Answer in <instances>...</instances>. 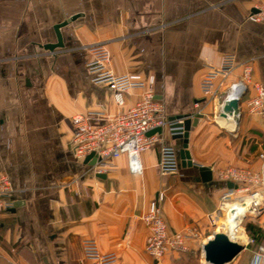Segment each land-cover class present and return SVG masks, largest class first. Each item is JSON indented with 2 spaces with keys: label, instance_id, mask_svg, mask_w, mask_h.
I'll return each mask as SVG.
<instances>
[{
  "label": "crops",
  "instance_id": "0c3cea01",
  "mask_svg": "<svg viewBox=\"0 0 264 264\" xmlns=\"http://www.w3.org/2000/svg\"><path fill=\"white\" fill-rule=\"evenodd\" d=\"M262 1L0 0V172L9 177L16 203L0 218V264H89L85 239L101 254L115 253L111 264H188L203 239L224 232L225 212L209 235V215L226 189L220 172H257L264 153V118L247 108L253 84H264V22L247 18ZM64 22L63 46L44 49L57 41L54 27ZM93 45L106 46L115 75L154 76V98L168 119L202 115L190 128L188 151L195 165L210 169V181L202 182L195 167L182 168L180 159L177 172L160 173L162 145L179 152L182 144L167 131L141 153V176L129 172L125 155L108 160L104 177L75 156L73 115L116 114L142 93L122 94L118 107L108 86L92 83L86 63ZM225 54L238 64L254 59L233 129L217 117L241 66L216 79L219 96L205 98L201 89L210 66ZM159 193L168 232L195 231L187 254L155 262L144 250L148 231L140 216Z\"/></svg>",
  "mask_w": 264,
  "mask_h": 264
},
{
  "label": "built area",
  "instance_id": "2783aa9c",
  "mask_svg": "<svg viewBox=\"0 0 264 264\" xmlns=\"http://www.w3.org/2000/svg\"><path fill=\"white\" fill-rule=\"evenodd\" d=\"M255 12H250L247 18L253 22H264V0L253 6ZM90 58L86 63V69L90 80L95 84H105L114 93V100L118 107L123 105L122 94L132 90L141 89L139 100L130 108L119 111L116 114H106L102 111H90L84 114H75L71 118L73 135L71 147L77 158L84 160L89 154H94L97 161L89 165L93 172L100 174L103 166L108 164L110 158L125 155L129 172L141 176L143 172L140 155L149 149L156 141L160 140L162 134L167 131L169 136L181 132V127H174L181 123L184 118L171 120L166 116L163 105L155 100L153 92L154 76L143 77L141 75H115L109 68L110 53L104 45H93L88 47ZM253 57L238 64L234 54H225L221 57L218 66H210L201 80V89L205 98L219 96V85L216 79L220 76L226 77L240 65L241 77L231 83L221 97L220 108L228 93L238 88L239 96L251 83V71ZM255 94L247 100L248 111L264 118V84L256 82L253 84ZM234 97V96H232ZM220 110V109H219ZM161 128V133L149 132ZM178 130V131H177ZM99 159V160H98ZM261 167L257 172L238 168L227 167L220 172L221 181H230L236 188H227L220 197L217 211L209 215L210 224L216 226L217 216L222 214L225 204L240 202L247 205L245 216H259L262 240L257 243L254 237L246 234L244 246L253 245V254L249 264H264V188L256 190L247 186H264V153H260ZM158 168L161 174H172L179 169V153L175 146L163 144L160 148ZM14 189L9 177L0 172V218L2 215L14 208ZM247 194V195H246ZM234 195V196H233ZM163 200V194L159 193L153 199L147 210L141 214L140 219L145 224L148 234L144 250L154 260L159 262L169 254H179L190 250V241L194 237L193 228L169 233L166 223L161 215L159 202ZM205 239L200 243L202 247ZM83 257L89 260V264H111L116 261L115 253H99L96 243L92 239L83 241Z\"/></svg>",
  "mask_w": 264,
  "mask_h": 264
},
{
  "label": "water",
  "instance_id": "95a60500",
  "mask_svg": "<svg viewBox=\"0 0 264 264\" xmlns=\"http://www.w3.org/2000/svg\"><path fill=\"white\" fill-rule=\"evenodd\" d=\"M253 12L256 9L252 10ZM66 22L62 24H58L54 27V31L56 34L57 41L53 44H49L44 46V49H48L49 51H53L56 48H61L62 38L60 34V27L65 25ZM244 94V91L239 96L230 97L223 101V104L218 112V116L226 117L227 115L232 116L236 125L239 122L240 110H239V103ZM179 118H183V116H179ZM202 118L201 114H197L192 119L187 117L182 120L181 123H177L174 127H181L182 131L177 132L176 134L172 135L173 139H181L182 144L179 149V159L180 165L182 168L185 167H195L198 169L202 182H208L212 179L211 171L206 166H197L191 161L190 153L188 151V135L190 128L195 126L199 120ZM171 120H174L172 118ZM178 131V130H177ZM161 133V128L153 129L149 132L152 133ZM99 160V159H98ZM97 159L95 158L94 154H89L85 159L84 163L93 165ZM100 177H104V174L100 173L97 174ZM227 188H236V185L230 181L225 182ZM16 206V203L14 207ZM14 209V208H13ZM245 217V216H244ZM243 217V218H244ZM242 218V220H243ZM212 239L207 240L203 243L201 247L203 262L202 264H230L235 257L244 249V245L236 242L235 240L230 239L225 232H215L212 234Z\"/></svg>",
  "mask_w": 264,
  "mask_h": 264
},
{
  "label": "rangeland",
  "instance_id": "374dc122",
  "mask_svg": "<svg viewBox=\"0 0 264 264\" xmlns=\"http://www.w3.org/2000/svg\"><path fill=\"white\" fill-rule=\"evenodd\" d=\"M247 187L248 188H254L256 190H260V189L264 188V186H259V185H257V186H247ZM228 208H230V210H231L230 206ZM227 215H228V213H227ZM222 221H223V224H222L221 228L224 230V232L226 234H230L232 239L237 240V241L239 240L240 234L245 235L244 239L246 241V238H245L246 234H247L246 233V226L248 224H252L255 227H258L260 230H262L260 228L259 216H256V217L249 216V215L245 216L243 218V220L241 221V223H240V221H237L236 219H231V218H228V219L223 218ZM210 227H211V229H210L211 231H210L209 235H211L212 232L215 231V229H216V226L210 225ZM217 229H220V227L217 228ZM243 230H245L246 234L244 233ZM253 247H254L253 245H250V246H247V247L244 246V249L237 255V257H235V259L230 264H249V261H250V259L252 257V254H253ZM186 262H188V264H202L203 257H202V251H201L200 246H199V250H198L196 255L195 254H190L189 256H187Z\"/></svg>",
  "mask_w": 264,
  "mask_h": 264
},
{
  "label": "bare ground",
  "instance_id": "6f19581e",
  "mask_svg": "<svg viewBox=\"0 0 264 264\" xmlns=\"http://www.w3.org/2000/svg\"><path fill=\"white\" fill-rule=\"evenodd\" d=\"M230 92H232V95H230V97H232V96H235V95H237V93H238V88L236 87V88H234V89H232ZM229 92V93H230ZM229 93H228V97H229ZM217 122H218V124L220 125V126H222V127H225V128H228V129H233V127L234 126H236V123H235V121H234V119L232 118V116H230V115H227L226 117H221V116H218L217 117ZM231 207V210H230V208H228V207ZM247 205L246 204H244V203H240V202H232V203H230V204H225L224 206H223V208H222V213H224L225 212V215H224V217L223 218H226V219H228V218H231V219H236L237 221H240V223H241V221H242V218L246 215V213H247ZM232 212V213H231ZM227 213H228V215H227ZM236 227V226H235ZM238 228V227H237ZM239 230V229H238ZM236 232V231H235ZM238 232V231H237ZM230 239H232V237L229 235V234H226ZM213 237H212V235L210 236V237H208V239L207 240H211ZM207 240H205V241H207ZM232 240H234V239H232ZM236 242H238V243H240V244H242V243H244V241H245V239H244V235L243 234H240V236H239V240L237 241V240H235ZM205 243V242H204Z\"/></svg>",
  "mask_w": 264,
  "mask_h": 264
},
{
  "label": "trees",
  "instance_id": "16d2710c",
  "mask_svg": "<svg viewBox=\"0 0 264 264\" xmlns=\"http://www.w3.org/2000/svg\"><path fill=\"white\" fill-rule=\"evenodd\" d=\"M246 233H247L248 236L254 237L257 243H259L262 240L261 230L258 227H255L252 224H248L246 226ZM180 254H187V252L180 253ZM189 255L190 254H188V256Z\"/></svg>",
  "mask_w": 264,
  "mask_h": 264
}]
</instances>
